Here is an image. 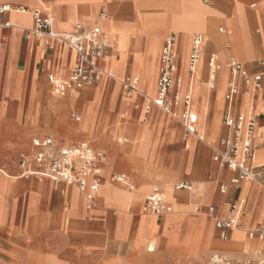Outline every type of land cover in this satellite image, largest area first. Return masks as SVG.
Wrapping results in <instances>:
<instances>
[{"label":"rangeland","instance_id":"rangeland-1","mask_svg":"<svg viewBox=\"0 0 264 264\" xmlns=\"http://www.w3.org/2000/svg\"><path fill=\"white\" fill-rule=\"evenodd\" d=\"M117 1L128 2V6L125 7L126 13L117 14V18H109L105 21V30L114 49L112 57L115 71L119 76H123L126 72V64L130 60V63L133 64L131 72L139 74L145 104L150 106L157 96L156 79L161 50V32L181 34L179 64L184 80L189 42L195 33H201L204 37L208 34L215 37L218 41L216 47H219L221 40L225 38L224 36L233 31L235 35L230 37L233 57L242 63H246L254 53L255 45L249 41L247 25L240 9V2L246 5L249 3L245 0L223 1L227 8L233 6L235 1H240L236 3L235 9L239 17L237 21L224 20L220 13L221 4L219 3L217 10L211 9L210 7L216 6L214 0H62L65 3L83 2L94 5L93 15L87 17L85 21H92L101 7H108ZM48 9L51 11L49 7ZM115 11L120 12L119 9ZM124 16L126 18L134 17L135 22H125ZM78 20L73 19L72 22ZM55 22L56 19L54 18V27H56ZM209 24L211 26L208 27ZM221 28L224 33L219 32ZM141 40L142 42H140ZM183 41L185 42L184 51L182 48ZM210 46L211 43L207 42V54H217L214 49H210ZM220 55L218 54L219 58ZM31 64H33V60ZM195 77L197 79L195 78V86L192 90V108L198 114L199 125H204L206 132L210 131V135H208L210 137L207 138L209 140L218 131L217 127L215 132H212L210 123L213 117L214 121L220 120L225 86L219 90L216 88L218 104L217 111L213 116L212 106L215 93L209 92V106L206 105L205 101L203 102L202 94L203 90L208 91V87L202 80L200 81L197 75ZM29 81L28 76L26 88L29 86ZM38 82L41 85L47 84V79L44 75H39ZM8 83L12 95L19 96L20 80L16 78L14 82L8 81ZM96 87L79 92L80 96L76 100L74 99L76 95L74 98L69 97L70 95L62 99L54 98L60 113L53 110L49 104L55 96L51 87L47 94L41 87L37 90V94L42 96V103L35 106L37 109L36 118H26L27 98H24L19 104L0 109L4 117V119H0V178L15 187L13 199L16 212H18L14 224L7 225L5 223L0 226V264H45L48 261L59 264H85V260L90 256L89 252L94 250L89 248V245H92L90 233H82L83 236L79 237L71 222L66 216H63V212H86L85 200L79 196L74 188L75 203L71 204L67 197L61 193L63 187H55L49 180L39 177L16 179L20 175L17 168L20 154L27 152L31 147L32 140L45 136L56 140L63 147L89 139L93 147L101 148L107 154L109 163L103 175L104 183L99 192L100 202L95 209V212L107 213L105 217L90 216L89 219L92 220L88 221L87 219V222L91 223L103 218L114 220V212L118 215L128 213L130 215L129 240L131 241L136 227V216L140 213L144 196L158 188L166 194L168 201L172 202L174 208L172 209L170 205L171 212L174 210V213L164 215L165 221L174 220L177 212H188L185 214L186 217L203 218L205 228L211 226L213 244L222 243L218 240L214 224L205 215L207 206L215 204V200H204V198H211V192L204 190L203 187L212 182L213 197H221L224 203H228L229 187L224 194H220L218 186L221 183L227 185L230 176H225L222 172L218 174V167L211 161L210 151L200 143H197L193 149L186 150L180 140V124L172 122L159 108L152 106L153 112L148 117L147 123L144 124L142 122L144 117L142 100L140 101L141 105L136 110L133 108V103L128 108L122 109L121 107H127L132 99L121 103L125 97L122 96L119 86L112 85L104 91L101 90L102 85ZM182 89H184V83L180 86V90ZM32 112L33 107L30 104L28 115ZM47 112H49L48 116L46 115ZM73 112L79 113L81 116L82 122L76 127H72L75 124L70 119ZM77 133L84 134L75 135ZM194 143V138L187 140L189 148L193 147ZM205 153L207 154L205 155ZM206 156L212 168L200 167V160ZM117 174H125L129 180L128 185L133 186L132 191L128 190L129 187L110 183L111 177ZM164 177L169 178V180L161 182ZM182 182L188 183L192 190L175 191V185ZM3 192L4 187H0V195H3ZM31 195H35L36 198V212L42 215L35 217L33 221L35 225L33 226H29L24 215ZM176 195L182 204L190 205L191 208L185 211L184 207H180ZM33 202L34 198L31 197L29 199L30 209L33 207ZM0 203L1 210L8 209L7 197L2 198ZM226 209H229V206L222 208L221 213H224ZM98 214L101 215L102 213ZM85 216L83 215L81 219H84ZM240 219L242 222L243 217L238 220L240 221ZM141 222L143 224L150 223L152 228L146 245L147 252L150 244L154 248L153 252L147 253L149 263L203 264L209 255L217 253L214 245L206 252L198 253L206 239V230L203 231L201 227L192 225L190 233L186 237V244L190 246L191 256L183 248L177 246L171 248L166 243L159 245L160 238L155 233L158 226L154 216H142ZM143 230L142 225L134 245L135 249L141 247L145 241ZM63 234L65 245L63 248H57ZM239 235L241 239L244 238V233L233 232L232 240L220 244L219 249L227 251L223 254L237 261L253 258L255 251L258 250V242H255V246L252 248L249 246L242 248V245H235L234 254L228 253L233 240ZM80 243L86 246L78 248ZM173 245L171 244V246ZM242 252L249 254L243 256ZM136 254V250H131L129 259H134ZM122 255L124 256V253Z\"/></svg>","mask_w":264,"mask_h":264},{"label":"crops","instance_id":"crops-1","mask_svg":"<svg viewBox=\"0 0 264 264\" xmlns=\"http://www.w3.org/2000/svg\"><path fill=\"white\" fill-rule=\"evenodd\" d=\"M201 1V0H200ZM216 6L210 7L211 9L217 10L218 3L221 4V11L220 13L223 15L224 20H232L237 21L238 20V14L236 12V3H239L240 1H235V4L231 6L230 8L226 7L224 4V0H214ZM249 3L246 5L243 2L241 3L240 9L243 13L244 20L247 25V32L249 33V41L255 45L254 53H252L251 58L246 62L242 63L241 61L235 59L232 55V41L230 37H234V32L228 33V35H225L224 39L221 40L219 47L210 46L211 49H214L217 54L215 53H209L207 54L206 45L207 41L201 33H195L191 36L190 42H189V49L187 53V60H186V66H185V80L182 77L181 70H180V45H181V34H175V33H169L167 31L160 33V41H161V50L158 58V71H159V65H160V56L161 51L164 45L165 40L171 36H175V50H176V59H175V66H176V73H175V85L173 89L169 92L168 98L172 102V108L171 113L166 114L162 110V113L166 115L172 122H178L181 127V135L180 140L182 144L185 146L186 150L193 149L197 146V143L203 144L211 153V161L216 164L218 167V174L221 172L225 174V176H230L227 185L221 183L218 186L220 194H224L229 187L228 191V203H224L223 199L221 197H213V183H207L203 189L206 191L211 192V198L204 200H210L214 199L215 204H209L207 206V212L205 215L211 220V222L214 224V230L217 233L218 240L222 243H228L232 240V233L238 232V233H244V238L241 239V236H237L231 245L230 251L228 253L234 254L233 249H235V245H242V248H245L246 246L252 248L255 246V242H258V250L255 251L261 252L264 255V240H258V239H251L248 237V233L255 231L263 222H264V188H260L257 183L252 182L250 180H246L244 182H241L238 186H231L230 180L235 177V172L229 170L226 167H221L218 163L214 161V152L213 148L217 145L218 139L226 135V128L221 123V117H222V111L225 106L224 101V95L226 94L228 90L229 83L231 81V75L228 69V62L230 59L235 60L237 63H239L243 69L249 74V75H262L264 77V0H245ZM0 5H9L11 7H23L26 8L28 11L26 13H19L15 15H11V13L4 14L1 18V23L5 24L8 23L9 27L7 28H0V109L2 108H8L11 107L14 104H19L24 98H27V109L25 112L26 118H32L37 117V109L36 105L41 104L42 96L37 94L38 88L43 89V91L48 92L49 88L53 90V85L48 81V76L50 74H54L57 79L65 77L67 70L71 68L77 60V56L74 52L66 49L61 48L58 44L52 43L49 46H45L42 41L30 37L28 39L25 38V32L27 30H31L33 28V19L31 16V11L34 9H44L50 12L53 20V31L56 33H68L72 31L75 24L80 22H85V19L89 16H92L95 11V6L91 5L89 3H83V2H77V3H65L62 2V0H0ZM126 6H128V2H122L117 1L113 4L109 5L108 7H101L100 10H105L107 14V20L109 18H117L116 15L120 14L123 15L126 13ZM48 7L51 9V11L48 9ZM209 7V6H208ZM119 9L120 12L115 11ZM96 14V15H97ZM54 18L56 19V27H54ZM73 19H79L77 22H72ZM124 21L134 23L135 18L134 17H123ZM222 24V23H221ZM223 25V24H222ZM224 26V25H223ZM225 27V26H224ZM226 28V27H225ZM102 29L109 40V53L108 55L101 61H99V67L106 72L111 78L103 77L99 80V82L91 87L83 88L82 90L78 92H70L64 96L56 95L59 98H56L53 96L51 103L52 109L55 111L61 112L60 109L55 105L54 98L56 99H62L66 96L76 94L75 100L80 96L79 92H82L84 90H88L95 86H101L102 85V91L110 88L112 85L119 86V90L122 93L121 83L128 80L132 81L131 77H137L140 81V92L132 94L130 97L125 98L121 103L128 102L132 99L130 104L127 107H121L122 109L128 108L133 103V108L136 110L141 105L140 101L142 100V105L144 107L143 110V119L142 122L145 124L147 123L148 117L151 116L153 112V105L149 106L148 104H145V97L144 92L141 85V78L139 74L131 72L133 69V64L130 63V60H128L126 64V72L123 76H119L115 71V65L113 62V55H114V49L111 46L110 38L105 30V21L102 24ZM227 29V28H226ZM220 33H224V30L221 28L219 29ZM200 35L202 37V46H201V53L198 60V63L196 65L195 70L198 68L199 64L200 66V75L205 85L208 87V76H209V69H208V59L211 56H215L219 65V70L216 73L215 76V84L214 89L208 91L203 90V102L205 101V104L209 106V92L215 93L214 100H213V116L215 111H217V104H218V92L216 91V88L220 82V74L224 72L226 74L225 77V87L222 97V106L220 111V120H219V127L218 131L214 134L213 138H209L210 131L206 132L204 125H199L198 123V114L195 110L192 108V90L195 86V71L191 75L188 71V59L190 55V49H191V42L195 35ZM169 35V36H168ZM168 36V37H167ZM142 42V40L140 41ZM142 44V43H141ZM227 44V45H226ZM206 46V47H205ZM213 47V48H212ZM205 52V54H204ZM218 54L220 55V58L218 57ZM110 57L108 63L107 59ZM117 58V56H115ZM229 58V59H228ZM204 59V61H203ZM33 60V64H31V61ZM204 65V66H203ZM39 66V67H38ZM38 67V68H37ZM59 68V70H57ZM206 70H204V69ZM198 70V69H197ZM109 71L112 73L113 76H115L117 79L121 80L120 83H116L113 76L109 73ZM130 71V72H129ZM203 71V72H202ZM205 73V74H204ZM39 75H44L47 79V84H40L38 82ZM197 75V72H196ZM195 75V76H196ZM29 76V86L28 91H26V78ZM198 76V75H197ZM204 76V77H203ZM9 77V78H8ZM194 77V80L192 81ZM204 79H203V78ZM18 78L20 80V92L19 96H13L12 91L9 88L8 81L14 82L15 79ZM158 80V74L156 79V84ZM184 83V89L180 90V86H182ZM40 84V85H39ZM239 95L236 100V111L242 112L244 114L249 113V109L252 106L253 107V113L256 116V129H255V144L257 146L254 156L252 158L251 164L254 167H264V88H262L260 91L256 92L255 94L252 92L251 88L246 86L242 80H239ZM49 86V87H48ZM96 87V88H97ZM191 92V110L196 115L197 121L195 120V134L190 135L187 134L185 129L183 128V125L181 124V118L184 111L183 106V97L188 92ZM11 93V94H10ZM157 97V96H156ZM74 98V97H71ZM155 99V98H154ZM31 104L33 107V112L28 115V107ZM150 107L149 111H147V107ZM155 107V106H154ZM157 108V107H156ZM65 109V108H64ZM49 112L46 113L48 116ZM75 117L77 119H75ZM0 119H4L2 116V113L0 112ZM70 119L75 124L72 127H76L81 124V116L79 113L73 112L70 115ZM214 121V117L210 125H212ZM209 125V124H208ZM197 128V129H196ZM221 130V131H220ZM87 132V131H86ZM200 133H203L200 137L202 138V141L198 139L196 136ZM84 134V133H81ZM80 133H77L75 135H81ZM43 138H51L49 136H45ZM189 138H194V145L193 147L189 148L187 146V140ZM40 139V138H39ZM78 143H85L90 148H92L95 151L101 152L105 156L106 163L103 164L104 167V173L102 172L101 175V186L104 183V174L106 167L108 166L109 161L107 160V154L102 151L101 148H95L91 145L92 142L89 141V139L84 141H79ZM75 143V144H78ZM73 145V144H71ZM30 149V148H29ZM28 149V150H29ZM27 150V151H28ZM207 153H205L206 155ZM102 167V169H103ZM200 167L201 168H212V165L208 162L207 156L205 158H202L200 160ZM18 168V165H17ZM145 168V167H144ZM19 170V168H18ZM103 171V170H102ZM20 172V170H19ZM125 175V174H123ZM16 179H23L20 177V175ZM26 179V178H24ZM45 179V178H43ZM148 179V178H144ZM49 180V179H46ZM150 180V179H148ZM52 182L51 180H49ZM55 187L61 186L63 187L61 193L62 195L68 196V190L74 188L77 192L78 190L75 188V186H69L63 183L56 184L52 182ZM110 183H113L110 180ZM185 183V182H184ZM148 184V183H147ZM69 186V187H68ZM0 187H4L3 195H0V201L2 198L8 199V209H0V226H3L5 223L7 225H12L15 223L16 216L18 212H16V206L14 204L13 196L15 195V187L7 182L6 180H3L0 178ZM157 187V186H155ZM99 188V189H100ZM224 188V189H223ZM68 189V190H67ZM65 192V194H64ZM100 192V190H99ZM151 193V192H150ZM149 193V194H150ZM79 196L82 198L83 196L78 192ZM144 196V201L142 205L144 204L145 200L149 196ZM177 196V195H176ZM34 198L33 207L29 208V199ZM27 202V208L26 212H24L25 220L29 223V226H33V221L35 220V217L42 216L36 212L35 207V195H31ZM68 200V199H67ZM178 204L180 207H184L185 211L188 210L190 205L182 204L179 200V197L177 196ZM219 200V202H217ZM234 201V202H233ZM100 202V196L99 193H97L95 199H94V208L91 212H89V216L86 217V212H63V216H66L68 221L71 222L73 229L76 231L77 235L79 237H82V233H90V239L92 241V245H89V248L94 249L90 253V256L85 260V264H157V263H149L147 259V240L149 238V233L151 231V224L146 222L142 223L141 218L142 216H146L141 213V207H140V213L137 215L136 220V227L134 228L133 237L132 240H129L130 237V218L128 213H124L121 215L116 214L114 212L113 216L115 217L114 220H107L106 218L94 220L93 222H87L92 220L89 219V217H105L107 212H95V209L97 208L98 204ZM233 202V203H232ZM238 202V209H237V215L235 217V223L241 228V231H226L225 236L226 239L223 240L221 238V232L216 229V222L219 221H225L230 216V209L233 204H237ZM167 204L172 206V202L168 201L167 198ZM177 204V203H175ZM1 206V203H0ZM170 206V208H171ZM229 206V209H226L224 213H221V209ZM172 214L174 213V210H172ZM98 213H102L101 215ZM104 213V214H103ZM176 218L174 220H167L165 221V217H155L156 218V225L158 228H156V234L160 238V244L166 243V245H169L171 248H175L176 246L179 248H183L187 251L189 255L190 254V246L186 244V237L190 233L191 226L195 225L197 227H201L206 230L205 235V244L202 245L199 249V252H206L212 245L216 248V254H223V252H227L225 250L219 249V245L222 244L220 242H216L215 244L212 243V228L211 226L205 228L204 226V219L203 218H188L186 217V213L188 212H177ZM85 216L84 219H81L82 216ZM243 220L241 222L238 220L239 218H242ZM144 227V239L142 246L138 249H135V243L138 239L139 234V228L140 226ZM162 229L160 230V228ZM61 240L57 244V248H63L65 245L64 241V234L61 235ZM82 240V238H81ZM81 242V241H80ZM247 243V244H246ZM171 244H174L171 246ZM86 245L83 243H80L78 245V248H84ZM136 250L137 254L134 259H129L130 251ZM124 253V256L122 255ZM243 256L249 254L242 252ZM225 255V254H223ZM238 255V254H237ZM192 256V255H191ZM45 264H59L57 262L48 261Z\"/></svg>","mask_w":264,"mask_h":264},{"label":"built area","instance_id":"built-area-1","mask_svg":"<svg viewBox=\"0 0 264 264\" xmlns=\"http://www.w3.org/2000/svg\"><path fill=\"white\" fill-rule=\"evenodd\" d=\"M15 10L26 13L23 7H11L0 5V28L9 27L8 23L2 24L4 14ZM33 28L25 32V38H36L45 46L52 43L66 48L77 56L76 63L67 70L65 77L57 79L54 74L48 76V81L53 85L56 95L64 96L70 92H78L83 88L96 85L103 77L111 78L99 67V61L109 53V40L102 29V24L107 18L105 10H100L92 21L80 22L74 25L68 33H56L53 31V20L50 12L44 9L31 11ZM202 46V37L195 35L191 42L188 59V71L192 75L198 63ZM176 50L175 36H169L163 45L157 80V97L151 104L166 114L171 113L172 102L168 98L169 92L175 85ZM208 88L214 89L215 76L219 65L215 56L208 59ZM228 69L231 81L224 95L225 106L222 111L221 123L226 128V135L219 138L213 148L214 161L221 167H226L235 172V177L230 180L231 186H238L241 182L250 180L260 186H264V167H254L251 164L255 150L256 116L251 106L248 114L236 111V100L240 93L239 80L251 88L255 94L264 88L262 75H249L235 60L230 59ZM59 70V68H57ZM134 81L121 83L122 96L130 97L138 93ZM190 98L187 94L183 97L184 111L181 124L187 134H195V118L189 113ZM150 107H147L149 111ZM75 119H77L75 117ZM202 141L201 137H198ZM105 162L103 153L90 148L85 143L73 144L63 147L52 138H38L31 142L30 149L20 154L18 168L20 177H39L49 179L59 184L75 186L85 200L86 217L94 208V199L101 185L102 167ZM111 181L124 187H129V180L123 174L113 175ZM224 189V188H223ZM175 191H189L188 183H179L174 187ZM236 205L233 204L230 216L225 221H217L216 229L221 232V238L226 239L225 232L232 231L236 224L232 213ZM171 212L170 206L165 201L163 193L155 188L149 194L141 207V213L146 216L162 217ZM251 239L264 240V222L255 230L248 233ZM203 264H264V255L261 252L254 254L253 258L237 261L223 254H211Z\"/></svg>","mask_w":264,"mask_h":264},{"label":"bare ground","instance_id":"bare-ground-1","mask_svg":"<svg viewBox=\"0 0 264 264\" xmlns=\"http://www.w3.org/2000/svg\"><path fill=\"white\" fill-rule=\"evenodd\" d=\"M11 15H15V14H19L20 12H17V11H15V10H12L11 12ZM96 17V16H95ZM94 17V18H95ZM93 18V19H94ZM92 19V20H93ZM210 19V18H209ZM107 20V19H106ZM105 20V21H106ZM207 20V19H206ZM110 21V20H109ZM206 22V21H205ZM56 23V22H55ZM115 24V23H114ZM206 24H207V22H206ZM209 26H211L210 24L208 25V27ZM115 29V28H114ZM209 30V29H208ZM211 31V30H210ZM205 39L207 40V41H209L210 43H211V46H214V47H216L217 46V44H218V41H217V39L215 38V37H213V36H211V35H206L205 36ZM127 44V43H126ZM127 46V45H126ZM131 46H133V45H131ZM130 46V47H131ZM207 46V45H206ZM205 46V47H206ZM137 48V47H136ZM182 48H183V51L185 50V42L183 41L182 42ZM213 48V47H212ZM125 49H127V48H125ZM211 49V48H210ZM136 50H138V49H136ZM212 50V49H211ZM208 51V50H207ZM204 54H205V52H204ZM109 59H110V57L107 59V63H108V61H109ZM203 61H204V59H203ZM200 66H201V64H199V66H198V70L196 69V70H194L195 71V75H196V72H197V75H198V78L200 79L201 78V75H200ZM204 66V65H203ZM202 67V66H201ZM196 68V67H195ZM204 69V68H203ZM205 70V69H204ZM206 71V70H205ZM203 72V71H202ZM109 73L112 75V73L109 71ZM205 74V73H204ZM195 75H194V77H195ZM113 76V75H112ZM194 77H193V79H192V81L194 80ZM204 77V76H203ZM202 77V78H203ZM225 77H226V75H225V73L224 72H222L221 74H220V82H219V84H218V86H217V90H219V89H221V88H223L224 86H225ZM113 78L115 79V81H116V83H120V81L121 80H119V79H117L115 76H113ZM197 79V78H196ZM204 79V78H203ZM131 80L132 81H134L135 83H136V89L140 92V89H139V86H140V81H139V79L137 78V77H131ZM201 81V80H200ZM54 95H55V93H54ZM75 95L76 94H72V95H70L69 97H75ZM187 95L189 96V98H190V101H189V108H188V110H189V113L191 114V116H193L194 118H195V120L197 121V118H196V115L193 113V111L191 110V92L189 91L188 93H187ZM54 97H56V98H59V97H57L56 95L54 96ZM75 99V98H74ZM156 100V98L152 101V102H154ZM132 101V100H131ZM151 102V103H152ZM130 104V103H129ZM150 106V105H149ZM124 107V106H123ZM219 120H215L214 121V123L212 124V132H215V130L217 129V127L218 128H220L219 127ZM197 129V128H196ZM221 131V130H220ZM120 134V133H119ZM203 133H200V134H198L197 133V137H200L201 135H202ZM104 136V135H103ZM98 137V136H97ZM96 138V137H95ZM99 138V137H98ZM104 139V138H103ZM109 139V138H108ZM129 162H131V161H129ZM105 163H106V160H105V162H104V165H105ZM131 164V163H130ZM103 171V173H104V167H103V169H102ZM167 180H169V178H162L161 179V182H167ZM258 185V184H257ZM259 186V185H258ZM69 187V186H68ZM260 187V186H259ZM260 188H264V186H261ZM68 190V189H67ZM100 190V189H99ZM129 191H132L133 190V186H129V189H128ZM191 190H192V188H191ZM69 192H68V196H67V199L69 200V202L71 203V204H74L75 203V190L73 191V188L70 190H68ZM98 193H99V191H98ZM195 194V193H194ZM163 195H164V198H165V201L167 202V196H166V194L163 192ZM192 195H193V193H192ZM132 197V196H131ZM135 203V202H134ZM85 205V204H84ZM237 209H238V202H237V204H236V208H235V210H234V212L232 213V218H233V221H234V223H235V217H236V215H237ZM173 212V211H172ZM172 212H170L169 214H167V215H170V214H172ZM236 224V223H235ZM233 231H241V228L236 224V226L234 227V229H233ZM220 248H222V247H220ZM154 251V248H153V245L152 244H150L149 246H148V252H153Z\"/></svg>","mask_w":264,"mask_h":264}]
</instances>
